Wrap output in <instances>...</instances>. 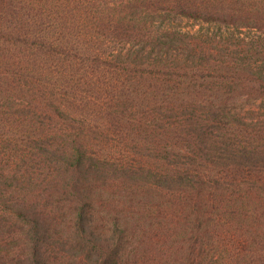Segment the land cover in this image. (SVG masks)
Returning a JSON list of instances; mask_svg holds the SVG:
<instances>
[{
	"label": "trees",
	"instance_id": "1",
	"mask_svg": "<svg viewBox=\"0 0 264 264\" xmlns=\"http://www.w3.org/2000/svg\"><path fill=\"white\" fill-rule=\"evenodd\" d=\"M0 201L10 264H264V0H0Z\"/></svg>",
	"mask_w": 264,
	"mask_h": 264
},
{
	"label": "rangeland",
	"instance_id": "2",
	"mask_svg": "<svg viewBox=\"0 0 264 264\" xmlns=\"http://www.w3.org/2000/svg\"><path fill=\"white\" fill-rule=\"evenodd\" d=\"M194 21H190L188 22V20L184 21V26L186 27H189L190 28H194V30L198 29V30H202L204 32H206L207 30L205 29V27H203L202 25H197L196 28L194 27L195 24H193ZM260 32H257V34H252V37H255V35H259ZM247 36H250L251 35V32L250 31H247L246 33ZM243 38L246 40H248L247 37H244ZM1 202V201H0ZM4 208L0 206V215H2V213L4 211H2ZM4 228H2L3 231H6L8 230L7 229V225H3ZM19 249V247L15 244V243H5L3 245H1V248H0V264H10V260H12V256H14V253Z\"/></svg>",
	"mask_w": 264,
	"mask_h": 264
}]
</instances>
